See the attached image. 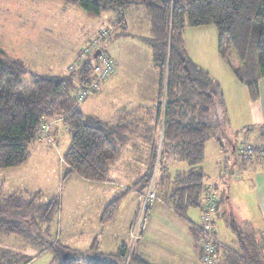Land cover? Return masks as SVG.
<instances>
[{
    "label": "rangeland",
    "instance_id": "1",
    "mask_svg": "<svg viewBox=\"0 0 264 264\" xmlns=\"http://www.w3.org/2000/svg\"><path fill=\"white\" fill-rule=\"evenodd\" d=\"M115 18V14L104 13L100 18L90 19L83 10L68 0H0V49L9 57L20 60L31 72L55 77L65 75L69 67L75 65L76 57L82 49L93 39L100 37L98 45L115 63V69L107 79H111L109 86H99L96 93H91L80 101L79 108L87 115L117 123L119 93L121 92L123 99L128 92L136 90L139 92L137 100L143 103L150 99L154 101L157 93V74L153 66V53L148 46V24L143 10L140 8L126 13V35L120 34V30L113 24ZM205 27L212 29L210 45L206 44ZM187 29L184 37L192 49L193 56L212 70L215 63L211 49L217 50L215 27ZM104 32L106 35L102 36ZM199 49H204L206 54L198 53ZM228 51L232 63L238 65L240 61L233 50ZM215 57L220 59L216 52ZM92 59L91 57L90 60ZM206 61L211 62L207 64ZM29 82V77L25 76L22 91L25 98L29 97L32 91ZM154 115L156 116V112ZM132 124L134 125L131 122ZM160 131L161 129H158L151 138L158 145L153 171L147 182L141 180L140 188L137 186V189H131L132 184L139 181L144 173L143 159L147 149L143 141L134 139L123 149L119 160L111 168L110 180L117 184L109 187L110 192L113 191L115 195L124 192L126 188L130 191L122 203L120 218H116L111 226L112 234L101 248L104 252L114 253L122 245L132 251L135 239H139L145 231L149 212L143 221L144 229L136 234L137 212L133 222L134 208L138 204L137 197L141 196L140 192L144 191L145 194L151 188L158 201L159 198H165L164 192H171L175 186L174 179L171 181L169 177H174L171 170L178 161H174L171 150L161 144ZM215 133L213 131L207 140V152L200 164H177L181 167L185 165L189 169L202 168L208 174L205 185L211 188L217 199L213 213L217 235L227 246H236L240 252L246 253L251 248L257 249V246H260L256 229L261 226L253 198L252 182L245 170L250 165L264 164V154L258 153L264 151V148L253 147L258 143L249 138L247 142L252 145L239 141L233 152L225 140ZM71 134L68 127H59L57 146L54 143L39 145L35 142L31 145L30 157L25 164L17 168L0 169V220H13L24 230L23 236H14L7 235L0 229V264H7V257L4 255L9 254L17 255L16 258H33L29 264H61L64 254L60 246L71 242L76 229L70 224L72 213L75 212L74 219L77 216L79 218V215L82 217L85 204L94 203L96 196L92 186L80 177L62 180L66 171L62 155L69 147ZM219 145L224 149L219 150ZM240 149L246 150L244 155H238ZM148 150L150 152V148ZM165 155L168 160L163 162ZM169 182L174 185L171 189L165 188L169 187ZM12 195L25 204L35 201L38 207L31 210L7 208L6 213H3L4 205ZM53 199L59 203L57 213L51 224L40 223L38 208ZM79 204L83 206L82 209L77 207ZM201 215V210L194 208L189 210L187 216L201 224ZM88 240L89 234L84 232L75 244L80 249H87ZM243 243L246 249L242 247ZM47 246L51 247L47 249ZM45 248L47 251L42 252Z\"/></svg>",
    "mask_w": 264,
    "mask_h": 264
},
{
    "label": "trees",
    "instance_id": "2",
    "mask_svg": "<svg viewBox=\"0 0 264 264\" xmlns=\"http://www.w3.org/2000/svg\"><path fill=\"white\" fill-rule=\"evenodd\" d=\"M68 1L76 4L90 19L100 18L104 13L115 14L113 24L123 35L127 31L124 22L128 11L141 8L145 14L149 28L148 46L159 74V85L154 107L156 121L143 137L150 148L148 167L133 188H140L141 180L147 182L153 171L158 145L151 138L158 129H161V144L171 150L173 159L191 166L203 161L205 144L213 131L220 137L227 131L220 86L189 58L184 37L187 28L215 27L220 55L247 87L251 101L258 100V81L264 77V0ZM228 49H232L242 63L240 67L229 62ZM97 50L103 52L99 45ZM94 55H91L92 61L89 57L65 75L48 77L31 72L20 60L9 57L0 49V169L25 164L30 157L31 145L40 140L44 123L61 120L72 133L69 147L62 156L66 165L62 180L73 175L92 182L109 180L111 167L139 130L133 129L132 125H112L79 110L80 102L75 93L89 84L92 63L96 61ZM25 76L29 77L32 90L27 98L22 95ZM173 179L175 186L168 195V205L183 218L189 210L201 209L207 189L201 170L192 167ZM128 193L129 190H125L107 203L99 218L101 226L112 220ZM34 207H38L35 201L25 204L12 195L4 205L3 213L7 208L31 210ZM38 209L39 222L49 225L59 203L53 199ZM0 229L7 235H24V230L13 220H0ZM198 240L200 246L199 230ZM60 250L64 254L61 264H151L126 246L115 253H99L96 240L86 255H79L65 246H60ZM11 255H4L7 264H29L33 260ZM256 256L253 255L252 264H264Z\"/></svg>",
    "mask_w": 264,
    "mask_h": 264
},
{
    "label": "crops",
    "instance_id": "3",
    "mask_svg": "<svg viewBox=\"0 0 264 264\" xmlns=\"http://www.w3.org/2000/svg\"><path fill=\"white\" fill-rule=\"evenodd\" d=\"M205 28L207 29L204 31L206 35V44L210 45L211 44L210 38L212 39V29H208V27ZM195 29H199V28H195ZM148 33H149V28H148ZM185 37H186V33H185ZM185 44L188 50L187 53L189 55V58L195 64L206 70L210 74V76L218 82L220 86V90L225 105L226 118H227V131L224 135L221 136L228 144V148H230L234 152L236 150L235 147L236 143H238L239 141H244L246 142V144H250V142H247L249 138L253 139V141L258 143L253 147H256L257 149L264 148V77L258 81L259 98L256 102H253L251 101L247 87L236 78L227 60L220 55L218 50V40H217V50L214 51L213 48L211 49V55L214 56V63H215V66L212 68V70L205 63H202L200 60H198L193 56L192 49L190 48L189 43L187 42L186 39H185ZM228 50H227V58L229 62L234 67H240L242 65L241 62H239L238 65L232 63V60L229 58ZM215 52L218 53L220 59H216ZM198 53L206 54L204 49H199ZM210 62L211 61H206L207 64H209ZM154 70L156 71L157 74L156 75L157 82L155 81V84L157 83L156 86L158 91L159 74L155 66H154ZM110 80L111 79L107 81L106 79V81H104L100 86H102L103 84H105V87L109 86L111 82ZM119 97L120 99L118 100L117 103V110L119 111L118 122L113 123L107 120H102V119L100 120L110 123L112 125H131V122L134 123V125L132 124V128L134 129L135 127L136 129H138L139 134L136 135L133 134L127 146L131 142H133L134 139L141 140L146 145L147 150H145V155L143 159L145 163V169L143 171L144 172L143 175H144L148 167L147 162L149 160L150 152L148 150L149 145L143 140V137L145 136V132L150 128H152L155 124L156 116L154 115L155 113L154 107L156 104L155 101L156 99L154 101L150 99L148 102L143 103L137 100V98L139 97V92H137L136 90L128 92L123 99H121V92H120ZM156 97H157V93H156ZM106 99L110 101L109 97H107ZM79 110L81 111L80 108ZM87 116L98 118L92 115H87ZM59 127L66 128L68 126L65 125L61 120L44 123V128H46V135L42 136L43 138L37 141L38 144L40 145L41 143H48V144L54 143L55 146H57ZM46 139H48L51 142H48ZM222 149H224V147H221V145H219V150ZM206 152H207V142L205 144V155ZM166 155L164 156L165 158L163 162L168 160ZM177 163L176 165H173V168L171 170V172L174 174V177L178 173H184L186 171H189V168L187 166L184 165L181 167ZM181 163L182 162H180L179 164ZM200 170L204 174L205 179H207L208 174L205 173L202 170V168H200ZM245 171L249 173L250 181L252 182L253 198L255 199L257 205V212L259 215V221L261 227L259 229H256V231L258 232L260 237V246H257V249H254L253 251L248 250L246 251V253L242 251L240 252L239 249L236 248V246H232V247L227 246L224 242L220 240V238L217 235V238L223 248L218 251L214 264H252L254 263L252 261L254 254L257 255L256 256L257 259H260L261 262L264 263V250H263L264 249V164L260 163L256 165H250V167ZM174 177L171 178L169 177V180L172 181ZM71 178L80 179L79 177L76 176H73ZM84 182H87L88 185L92 186L94 193L96 195L94 199L95 201L93 199H87L88 201L90 200L91 202L94 201V203L85 204L84 206L85 212L82 215V217L79 215V218L77 216L74 219L75 212L72 213L73 217L70 220V224L73 228L76 229L73 232V236L71 237V242L64 244L63 246L67 247L71 251L76 252L79 255H86L88 254L91 243L94 240H96L98 244L99 253L111 254L112 252L111 253L104 252L101 250V248L106 242V239H108V237L112 234L111 226L115 222L116 218L118 219L120 218L119 214L122 203L129 195V193L125 197V199L121 202L112 220L106 225L101 226L99 224V218L103 208L114 196L118 194L117 193L114 195L113 191L110 192L109 187L114 186L115 184H117V182H112L110 180V177L109 180L106 182H92L88 180H84ZM204 184H205V180H204ZM134 185L135 184H132L131 189H134L133 188ZM172 185L173 184L169 182V187H165V188L171 189L174 186ZM125 190L130 191L129 188H126ZM143 192H140L141 196L137 197L138 204L143 196L142 194H144ZM169 192L170 191L168 190L164 192L163 195L165 196V198L164 199L162 198V200H160L159 198V200L156 201L154 205L151 207L148 214L146 229L141 234V237L139 239H135L133 250L141 254L151 264H204L201 261L200 246L198 240V228L200 226V223L199 221L195 222V219L193 220L188 218L187 215L189 211L187 212L185 218L181 217L178 213H176L167 203ZM111 194H112V198H110ZM215 200L217 203V199ZM138 204H136L134 208L133 222L135 220V214L137 212ZM77 207H79L80 209L83 208L81 204L77 205ZM76 212L80 213L79 211ZM84 232L89 234V240H88L89 245L87 249H80L76 246L75 243L80 240ZM241 245L243 247L244 244ZM50 247L51 246H47V249H49ZM47 249L45 248L44 250H42V252L47 251ZM229 253L230 254L233 253V254L230 255Z\"/></svg>",
    "mask_w": 264,
    "mask_h": 264
},
{
    "label": "built area",
    "instance_id": "4",
    "mask_svg": "<svg viewBox=\"0 0 264 264\" xmlns=\"http://www.w3.org/2000/svg\"><path fill=\"white\" fill-rule=\"evenodd\" d=\"M106 32L102 33V36L105 35ZM100 42V37L93 39V41L84 47L82 51L77 55L75 60V65H71L69 70H74L77 66H80L84 63L93 53L97 51L98 44ZM95 62L92 63V70H91V80L88 85L84 87L78 88L75 93L76 98L78 101H82L86 96L91 93L97 91L99 86L108 79L111 74L114 72L115 63L105 54L101 52L95 57ZM46 135V128H43L41 132V137ZM246 152L245 149H240L238 151V155H244ZM250 152V151H249ZM259 154H264V151H258ZM262 157V156H261ZM157 196L155 192L149 188L143 196V198L139 201L138 208H137V227L136 233L140 230L144 229L143 221H145L147 212L151 209L154 202L156 201ZM216 209V200L213 192L211 191L210 187H207L204 202L202 208L200 209L202 212L201 219H200V226L198 228L201 234V241H200V250H201V261L204 264H214L215 258L217 253L220 249H222V245L219 242L216 229L213 219V213Z\"/></svg>",
    "mask_w": 264,
    "mask_h": 264
},
{
    "label": "water",
    "instance_id": "5",
    "mask_svg": "<svg viewBox=\"0 0 264 264\" xmlns=\"http://www.w3.org/2000/svg\"><path fill=\"white\" fill-rule=\"evenodd\" d=\"M100 53V50H97L96 52H95V57L98 55Z\"/></svg>",
    "mask_w": 264,
    "mask_h": 264
}]
</instances>
